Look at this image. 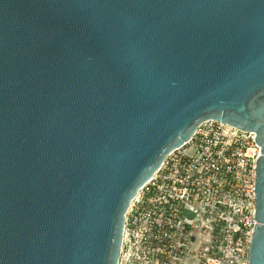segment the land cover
<instances>
[{
    "label": "water",
    "instance_id": "water-1",
    "mask_svg": "<svg viewBox=\"0 0 264 264\" xmlns=\"http://www.w3.org/2000/svg\"><path fill=\"white\" fill-rule=\"evenodd\" d=\"M211 119L262 147L264 264V0H0V264H119L132 200Z\"/></svg>",
    "mask_w": 264,
    "mask_h": 264
},
{
    "label": "built area",
    "instance_id": "built-area-1",
    "mask_svg": "<svg viewBox=\"0 0 264 264\" xmlns=\"http://www.w3.org/2000/svg\"><path fill=\"white\" fill-rule=\"evenodd\" d=\"M261 149L253 132L202 123L132 200L119 264H248Z\"/></svg>",
    "mask_w": 264,
    "mask_h": 264
}]
</instances>
